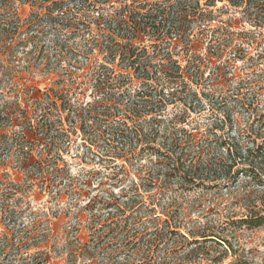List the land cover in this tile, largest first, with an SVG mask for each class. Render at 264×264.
<instances>
[{
    "label": "trees",
    "instance_id": "obj_1",
    "mask_svg": "<svg viewBox=\"0 0 264 264\" xmlns=\"http://www.w3.org/2000/svg\"><path fill=\"white\" fill-rule=\"evenodd\" d=\"M5 1L8 4L0 6V13L9 18L15 14L12 7L15 0ZM126 1L33 0L37 3L36 20L28 22L24 33H21L18 23L12 20L0 25V50L6 52L7 56H13L16 48L22 44L20 36L42 34L47 28L59 31L65 29L74 36L87 33L86 44L80 49L94 52L110 61L96 62L95 65L90 62L95 93L107 92L101 86L118 89L127 83L126 79L121 78L115 85L108 84L107 75L112 72L108 65L116 59L125 63L124 69L143 77L142 85L145 87L133 94L129 90L120 93L110 91L113 94L107 92L104 99L92 100L90 104L62 103V109L65 110L63 124L68 123L69 126L65 125L59 130L45 113L35 119L24 116L23 123L34 121L40 137L63 143H68L71 136L79 131L82 139L91 142L96 148L100 160L106 159L107 163L114 162L116 158L140 162L143 156L152 157L153 161L149 160L150 163L146 165L139 163V169L134 172L139 184L132 180L129 190L122 188L131 176L128 166L123 164L118 172L111 174L109 180L110 189L121 188L119 195L116 196L111 190L105 192L108 194L106 199L96 196L92 202L98 211L110 210L104 225H101L109 227L108 233L116 231L118 222H122L124 229L131 231L137 241L134 246L144 247L137 249V256L145 264H192L196 257L202 255L199 248L186 253L177 254L176 251L186 250L188 246L200 242L226 244L223 249L226 257L232 251L226 240H217L213 234L200 230H189L187 237L181 234L180 229H185V226L174 198L161 206L159 199L152 200L153 196L148 197L150 201L147 203L139 191L143 189L148 192L156 188L157 184L161 194L167 193L173 186L177 190L201 188L216 191L238 186L244 192L245 214L238 218L228 217L226 225L230 229H255L264 225V100L259 94L246 99V104L241 99L237 100L238 111L246 115L245 120H232V110L223 106L228 121L215 119L210 129L202 134L196 132L197 128L188 131L185 127L190 123L187 122L188 116L191 112L201 110L204 104L197 92L185 91L186 77L181 75V66L178 64L179 61L186 62L187 72L194 73L199 81L204 73L201 69L205 67L202 62H207L209 66L211 60L223 58L264 62V0H157L154 3L132 0L129 4ZM218 3L222 4L221 8L217 7ZM229 8L237 10L249 27L243 33V40L237 43L223 32L222 26L212 28L214 13ZM140 36L144 41L140 40ZM199 36L206 43V52L202 55L192 53L190 47V39ZM33 38L35 36L27 37L29 40ZM244 45L253 46L255 53L247 52ZM153 57H159L164 62H158L157 67L146 62ZM226 65L225 62H219L211 69L214 77L212 85L225 80L229 68ZM157 72L162 77L153 81L151 75ZM173 85L176 86L175 90L181 91L180 95L175 90L165 94L164 90ZM25 92L31 94L32 88H26ZM15 94L13 82L0 80V96L4 99L0 104V125H6L3 130L14 124L13 113L18 106L10 99ZM40 105H44L42 110L38 108L40 112L50 110L49 104ZM169 105L172 108L181 105L183 109L166 120L164 115ZM34 109L36 113L37 108ZM9 133L0 134V149H20L19 138L15 137V133ZM97 175L102 177L104 174L98 172ZM241 177L242 181L239 180ZM105 184L99 182L98 186ZM73 186V181L67 178L64 188L73 190ZM0 191L1 213L5 219L6 214L15 217L19 209L18 198L14 199L16 190L5 185ZM12 191L15 194L12 195ZM158 207L160 212L156 213ZM159 216H164V219ZM100 218L95 216L93 222ZM141 228L143 230H139ZM12 241L9 239L6 247H11ZM170 241L174 246L168 248ZM88 257H92L91 254ZM231 257L233 260L229 264H248L245 260L237 259L235 254ZM211 261L212 264H223L222 258Z\"/></svg>",
    "mask_w": 264,
    "mask_h": 264
},
{
    "label": "rangeland",
    "instance_id": "obj_2",
    "mask_svg": "<svg viewBox=\"0 0 264 264\" xmlns=\"http://www.w3.org/2000/svg\"><path fill=\"white\" fill-rule=\"evenodd\" d=\"M131 1L126 2L129 4ZM146 1L154 3L157 0ZM6 4L7 1L0 0V6ZM36 6L37 3L33 0H15L12 6L15 14L6 18L0 13V25L12 20L18 23L21 33H24L28 22L36 20ZM221 6L222 4H217L218 8ZM214 14L212 28L222 26L223 32L231 37L232 41L237 43L243 40V33L248 31L249 27L242 21L237 10L229 8ZM192 32L196 33L195 30ZM29 36L35 38L29 40L27 39ZM87 37V33H77L74 36L65 29L59 31L47 28L42 34L20 36L22 44L16 48L13 56H7L6 52L0 50V80L13 82L16 94L10 102L18 106L17 111L13 113L14 124L5 130L2 129L6 126L5 123L0 125V134L8 132L18 134L23 128L25 129L23 141L27 147L21 151L17 148L9 151L0 149V190L3 186L10 185L17 192L14 199L18 198L19 201L18 213H15L16 216H12L13 218L6 214L5 219L0 210V264H145L143 259L137 256V249L144 247L134 246L137 241L131 231L124 229L122 222H118L116 231L108 233L109 227L101 225H104V219L110 210L98 211V207H93L92 202L96 196L106 199L108 194L105 192L111 190L116 196L119 195L121 188L110 189L109 180L111 174L118 172L123 164L128 166L131 176L122 188L125 191L129 190L132 180L139 184L134 172L139 169V163L149 164L153 161L152 157L143 156L140 162L116 158L114 162L107 163L106 159L100 160L96 148L91 142L84 141L79 131L71 136L68 143H63L60 140H45L40 137L35 129L36 122L23 123L24 116L35 119L36 116L45 113L59 130L65 125L69 126L68 123L63 124L65 110L62 109V103L75 105L79 102L86 105L92 100L104 99L107 92L113 94L129 90L133 94L145 87L142 85L143 77L132 70L124 69L125 63L116 59L114 63L108 65L112 69L107 75L110 81L108 84L115 85L121 78L126 79L127 83L118 89L113 86L110 88L101 86L107 92L95 93L90 62L95 65L96 62L110 61L104 60L94 52L85 53V49H80L85 46ZM140 40L144 41V38L140 36ZM190 40L192 53L202 55L206 52L204 39L199 36ZM244 47L248 49L247 52L255 53L253 46ZM146 62L156 66L158 62L164 61H160L159 57H153ZM219 62L229 65L227 69L229 73L226 72L225 80L212 85L214 77L211 69ZM206 63L202 62V65H205L201 69L204 73L198 81L194 73L187 72L186 62H178L181 66V75L183 78L186 77L185 91L197 92L204 104L201 110L190 113L187 118V122L190 123L186 122L185 125L188 131L197 128L196 132L200 134L210 129L215 119L228 121L223 106L232 110V120L237 119L239 122L245 120L246 115L238 111L237 100L241 99L246 104V99L249 100L258 94L264 100V62L233 61L223 58L211 60L210 66ZM151 77L154 81L161 78L162 74L157 72ZM26 88H32V93L26 94ZM171 88L165 89V94L175 90L176 86L173 85ZM175 92L178 95L181 93L179 89ZM2 97L0 96V104L4 101ZM41 103L49 104L50 110L40 112L38 108L41 107L42 110L44 106L40 105ZM182 109L181 105L173 108L169 105L164 117L170 120L171 116L180 113ZM98 172L104 175L101 177L97 175ZM67 178L73 181V190L64 188ZM239 180L242 181V177ZM99 182L106 184L98 186ZM169 189L167 193L161 194L157 184L156 188L148 192H144L143 189L139 192L147 203L150 201L148 197L153 196L152 200L159 199L161 206L174 198L185 226V229H180L181 234L187 237L189 230L205 231L216 236V239L226 240L232 248L231 254L224 257L223 249L226 248V244L200 242L188 246L186 250L178 249L177 254L199 248L202 255L196 257L192 264H212V259L221 258L223 264H229L233 260L232 254L248 264H264V225L255 229H230L226 225L228 217L238 218L245 214L244 192L240 187L219 191L201 188L177 190L174 186ZM13 192L12 195L15 194ZM159 212L160 207L156 213ZM95 216H100V220L93 222ZM159 217L164 219V216ZM105 233L108 234L104 236ZM9 239H13L12 246L6 247ZM167 246L171 248L174 244L170 241ZM90 254L92 257H88Z\"/></svg>",
    "mask_w": 264,
    "mask_h": 264
},
{
    "label": "built area",
    "instance_id": "obj_3",
    "mask_svg": "<svg viewBox=\"0 0 264 264\" xmlns=\"http://www.w3.org/2000/svg\"><path fill=\"white\" fill-rule=\"evenodd\" d=\"M22 130H23V131L20 132L21 134H20L19 132H18V134H16V133L14 134L15 137L19 138V141L21 142L20 151H21L23 148H24V150L27 149V147L25 146L24 141H23V140H24V136H25V133H24V132H25V131H24L25 129L22 128ZM22 144H24V146H22ZM14 148L16 149L17 147H14ZM3 187H4V186H3ZM3 187H2V188H3ZM0 193H1V192H0Z\"/></svg>",
    "mask_w": 264,
    "mask_h": 264
}]
</instances>
